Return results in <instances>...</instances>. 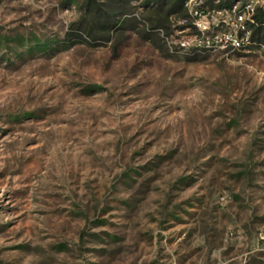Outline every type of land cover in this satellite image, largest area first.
<instances>
[{"label":"rangeland","instance_id":"rangeland-1","mask_svg":"<svg viewBox=\"0 0 264 264\" xmlns=\"http://www.w3.org/2000/svg\"><path fill=\"white\" fill-rule=\"evenodd\" d=\"M219 1L0 0V264H264V0Z\"/></svg>","mask_w":264,"mask_h":264},{"label":"trees","instance_id":"trees-1","mask_svg":"<svg viewBox=\"0 0 264 264\" xmlns=\"http://www.w3.org/2000/svg\"><path fill=\"white\" fill-rule=\"evenodd\" d=\"M146 6L152 11L156 12H164L165 17L164 20H168V17L171 14H177L178 17L187 19L189 18V10L186 6L188 0H145ZM235 1L243 2L242 7H244L248 0H220L217 5H213V8H223V7H231ZM252 21H247L244 26L245 29L240 28L238 32V36L244 38L245 32L251 33V41H258L260 44L264 45V8L257 9L255 12L253 11V15L251 17ZM153 28H157L153 26ZM245 42L242 41L240 43V47H244Z\"/></svg>","mask_w":264,"mask_h":264},{"label":"built area","instance_id":"built-area-1","mask_svg":"<svg viewBox=\"0 0 264 264\" xmlns=\"http://www.w3.org/2000/svg\"><path fill=\"white\" fill-rule=\"evenodd\" d=\"M234 236V231L229 229L227 232V238H232ZM260 249L264 251V229L260 232L258 237Z\"/></svg>","mask_w":264,"mask_h":264}]
</instances>
